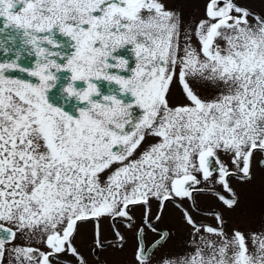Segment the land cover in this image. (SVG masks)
<instances>
[{"label":"snow or ice","instance_id":"snow-or-ice-1","mask_svg":"<svg viewBox=\"0 0 264 264\" xmlns=\"http://www.w3.org/2000/svg\"><path fill=\"white\" fill-rule=\"evenodd\" d=\"M192 3L0 0V264H264V0Z\"/></svg>","mask_w":264,"mask_h":264},{"label":"rangeland","instance_id":"rangeland-1","mask_svg":"<svg viewBox=\"0 0 264 264\" xmlns=\"http://www.w3.org/2000/svg\"><path fill=\"white\" fill-rule=\"evenodd\" d=\"M243 214H234L231 224L242 230L256 231L260 227L262 215H264V177L258 176L254 186H242ZM184 232H178L173 252L181 248V240L185 237ZM132 249L128 247L124 254H113L108 257L109 264H125L131 260Z\"/></svg>","mask_w":264,"mask_h":264},{"label":"flooded vegetation","instance_id":"flooded-vegetation-1","mask_svg":"<svg viewBox=\"0 0 264 264\" xmlns=\"http://www.w3.org/2000/svg\"><path fill=\"white\" fill-rule=\"evenodd\" d=\"M174 2H176V0H170V3H174ZM179 2H180V6L182 7V8H186V10H187V14L188 15H196L197 17L198 16H200V15H202V11H200V10H195V8H194V4L192 3V0H189V2L187 3V4H185V2H184V0H179ZM202 7V6H201ZM204 92H205V95L206 96H208L209 98L211 97V95H212V92H211V90L210 89H208L207 88V86H205V88H204ZM175 96H176V98L177 99H179V92L178 91H176V93H175ZM202 207H208V205H202ZM207 222L208 223H213V221L212 220H207ZM104 233H105V235H111V233L109 232V229H108V225H107V223H105V225H104ZM87 239H88V237L87 236H85V238H84V240L82 241L80 238H78V240H77V243L80 245V247H81V251H84V243H86L87 242ZM129 239H130V237H129Z\"/></svg>","mask_w":264,"mask_h":264}]
</instances>
